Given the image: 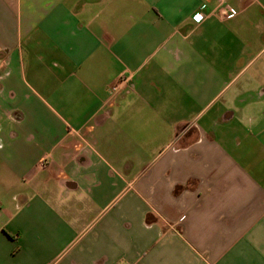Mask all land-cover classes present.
I'll return each mask as SVG.
<instances>
[{
  "label": "crops",
  "instance_id": "crops-1",
  "mask_svg": "<svg viewBox=\"0 0 264 264\" xmlns=\"http://www.w3.org/2000/svg\"><path fill=\"white\" fill-rule=\"evenodd\" d=\"M0 264H264V0H0Z\"/></svg>",
  "mask_w": 264,
  "mask_h": 264
},
{
  "label": "built area",
  "instance_id": "built-area-1",
  "mask_svg": "<svg viewBox=\"0 0 264 264\" xmlns=\"http://www.w3.org/2000/svg\"><path fill=\"white\" fill-rule=\"evenodd\" d=\"M230 13L232 12L231 10H228ZM203 16L199 15V18L201 19ZM126 79L122 80V82H125ZM111 93L112 95H116L117 93H119L121 91V86L120 84H114L111 86Z\"/></svg>",
  "mask_w": 264,
  "mask_h": 264
}]
</instances>
